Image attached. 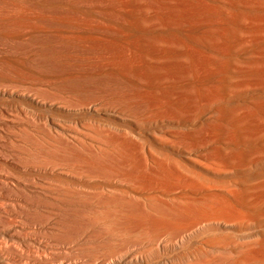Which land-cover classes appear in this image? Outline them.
<instances>
[{
    "label": "bare ground",
    "instance_id": "bare-ground-1",
    "mask_svg": "<svg viewBox=\"0 0 264 264\" xmlns=\"http://www.w3.org/2000/svg\"><path fill=\"white\" fill-rule=\"evenodd\" d=\"M122 155L157 206L172 192L219 202L193 219L216 232L196 264H264V0H0V200L74 202L80 187L4 163L81 177L118 172ZM6 206L0 264H41L12 257Z\"/></svg>",
    "mask_w": 264,
    "mask_h": 264
},
{
    "label": "rangeland",
    "instance_id": "rangeland-1",
    "mask_svg": "<svg viewBox=\"0 0 264 264\" xmlns=\"http://www.w3.org/2000/svg\"><path fill=\"white\" fill-rule=\"evenodd\" d=\"M47 112L49 111L47 110ZM62 116L63 118L69 119L68 116ZM76 118L79 117L76 116ZM82 129L85 130V128L83 127L81 128V130ZM87 131L89 133V130L86 128V132ZM146 131L147 137L149 138V144L154 145L155 142L150 137V129ZM127 157L128 156L122 155L121 158H117L118 160L115 161L116 163L119 161L118 163L121 165V167L118 168V172L114 169L112 170L113 173L112 171L110 172V170L106 172L101 170L92 172L87 171L85 173L90 175L84 176L82 174L83 176L81 177L79 175V177L62 176L58 174L57 171L51 169L52 165H48L47 168H43L42 171L38 172L36 170L33 171L30 169V172L29 170L21 171V169L13 166L14 164L11 165L10 162H3L4 164L1 163V166L3 164L5 165V168L8 167L7 170L11 169L12 172H15L16 174L20 173L21 175L19 174V178H21L22 176L21 180L23 179V177H26V179L24 178L25 180L28 179L29 181H31L35 177V179L32 180L34 183L35 181L36 183L41 182L39 184H43L44 186H46V184L51 181L50 178L55 175L72 180L73 182H76V185H80L81 187L78 188V186H72V188H74V191L77 190L76 194L78 193L76 199H73L74 202H70L67 199L64 201L55 200L46 196L36 197V199L38 198L39 202L36 199L33 200L35 201V203L33 202L35 204L34 206L32 205V199L29 200V203L27 202L28 200L25 201L20 197V200L17 197H13L12 199H10V201L12 202L8 201V203L0 200V206L8 205V208L7 206L5 207L8 210L6 218H9V222L11 223V225L15 226L10 227L9 233V243L11 245L12 257L14 258V260L24 263H35L34 261L37 262L38 260V262L41 261L39 262L41 264H196V262H198L197 259H202V257L204 256L206 258L203 257V261L205 260L204 262L206 263V259L209 256L202 255L201 257L200 252H196V248L198 246L196 242L198 239L203 237H210V239H213L216 232L213 229L208 228H202L199 229V231L197 229L192 230L190 228L194 226V220L196 221V219H199V217L206 214L207 211L210 212L212 208H215L216 203L219 202L216 200L211 201L212 199L204 200L200 198H192V200H190L191 198L184 197L183 202L182 199L180 200L181 196L178 192H172L166 196H163L161 198L159 206H157L154 198H152L153 195L150 189H147L142 193H138L136 187L137 183L129 181L128 178H131L130 180H133V175L131 174H134L136 172V169L134 167H131L132 165H126V162L127 164H129L128 160H133L135 156L132 155L131 159L130 157ZM78 163L79 164H76V168L78 170H76L77 172H79V170L89 168V165L86 163ZM125 166L127 167V169L129 168V170H127ZM69 168L75 169L74 167L72 168V166H69ZM17 169L20 171H18ZM124 170L125 172L127 170V172L125 173ZM128 171L130 174H128ZM150 171L151 170H149V172ZM31 173L33 175H31ZM74 173L76 172L74 171L73 175ZM92 173L94 175H92ZM96 173L100 176H97ZM42 177L44 178L42 179ZM81 178L84 181H82ZM87 179L89 181H86ZM28 180L27 182L29 183ZM37 180L41 181L37 182ZM98 184H101L104 187L99 186ZM87 185L90 186V189H92L91 191L89 188H85L87 187ZM93 185L97 187L94 188ZM112 194L114 197L112 196ZM148 195H150L149 197L151 198L147 199L146 197H148ZM175 197L177 199L173 201ZM40 198L43 199L44 202L41 201L40 203ZM21 199L23 200V202ZM61 201H63V203ZM65 201H67L68 203H64ZM204 201H208L207 203L205 202L206 206L204 204ZM13 202L16 203L14 204ZM36 202H38L39 206H37ZM50 202H54V205L56 207L53 206ZM149 202L151 204H149ZM209 202L210 205L213 206L212 208H210ZM12 203L15 208L13 207ZM55 203L57 205L59 203V206H57ZM22 204L26 205L27 207H22ZM19 205L20 207H18ZM218 205L219 204H217V206ZM202 206L206 208L205 211ZM217 206L215 209L221 207L220 205L218 207ZM28 207L33 208L29 209ZM162 207H164V209ZM47 209L49 210V212H47ZM50 209H52V212H50ZM32 210H37V212L34 211L36 212L35 215L30 214ZM39 213H41L42 216ZM44 213L45 215H43ZM51 214H53V216ZM30 216L32 218H30ZM161 223H164L163 227H161ZM187 226H189L188 230L182 231L184 228H187ZM14 228L17 230V232H19V234L15 233L16 230H14ZM181 231L183 232V234ZM10 236L12 237L10 238ZM180 236L181 238L183 237L182 243L179 238ZM66 240H70V242ZM190 251L191 253H196L195 256L193 254L191 257L193 259L191 261L192 263H190L189 260L188 263H186L187 259L185 260L181 257L182 255H185ZM22 256L24 257L22 258ZM177 258L179 259V261ZM244 261L246 264H255L250 258H247ZM204 262H199L197 264H202Z\"/></svg>",
    "mask_w": 264,
    "mask_h": 264
}]
</instances>
